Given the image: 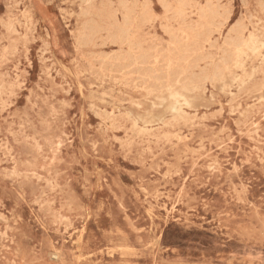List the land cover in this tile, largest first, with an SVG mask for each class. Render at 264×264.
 Masks as SVG:
<instances>
[{
    "label": "rangeland",
    "instance_id": "1",
    "mask_svg": "<svg viewBox=\"0 0 264 264\" xmlns=\"http://www.w3.org/2000/svg\"><path fill=\"white\" fill-rule=\"evenodd\" d=\"M131 1L0 0V264H264V48L176 113L178 23L137 0L113 44ZM226 3L199 73L240 25L264 41V0Z\"/></svg>",
    "mask_w": 264,
    "mask_h": 264
},
{
    "label": "bare ground",
    "instance_id": "2",
    "mask_svg": "<svg viewBox=\"0 0 264 264\" xmlns=\"http://www.w3.org/2000/svg\"><path fill=\"white\" fill-rule=\"evenodd\" d=\"M158 1L165 11H172L174 21L178 23V27L171 31L172 41L169 48L173 49V52L167 58L168 67L166 73V80L170 91L169 96L174 100V105L171 107L174 112L180 113L182 112L181 108L183 104H190L188 93L193 89H199L206 81L217 82L224 80L225 73H228L226 71H229L232 66L241 68L244 58L249 54L252 56L262 55L264 41L257 36L253 37V34L251 38L246 39L245 29L240 25L233 29V34L227 43L228 49L224 51V56L221 58L220 67L216 70L214 69L213 73L206 71L199 73L201 63L207 62L212 58L206 53L207 46L212 43L215 34H219V36L223 34L231 19L232 11L229 6L230 4H224L228 0ZM123 6L124 22L122 25H112L111 42L117 45L129 44L134 47L136 44H131L133 42L131 31L135 24V8L141 7L143 9L141 13L142 19L148 20L150 14L147 10H144V6L139 4L137 0H133L129 5ZM192 15H196L197 17L195 24L192 23ZM136 49H139L142 54V63H147L150 53L143 50L140 45H137ZM229 80L236 82V78L232 73L229 75Z\"/></svg>",
    "mask_w": 264,
    "mask_h": 264
}]
</instances>
